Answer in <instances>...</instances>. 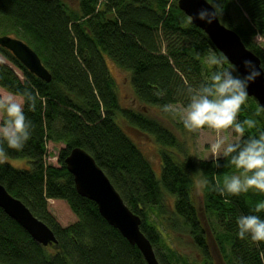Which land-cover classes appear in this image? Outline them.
Masks as SVG:
<instances>
[{
  "label": "trees",
  "instance_id": "1",
  "mask_svg": "<svg viewBox=\"0 0 264 264\" xmlns=\"http://www.w3.org/2000/svg\"><path fill=\"white\" fill-rule=\"evenodd\" d=\"M211 3V0H209ZM221 22L240 35L261 60L264 50V0H214ZM26 43L41 59L52 79L31 74L8 50L0 47V87L14 93L34 88L35 107L24 106L31 135L22 151L5 147L6 158L26 159L31 168L18 170L0 162V184L43 221L58 240L43 247L0 209V264H147L115 228L107 224L96 204L81 197L65 159L75 147L87 151L104 170L125 204L141 222L160 264H199L171 245L174 234H185L208 264L209 237L202 220L213 215L222 230L215 236L228 264H264V242L237 237L236 217L249 214L264 194L251 189L221 195L216 185L236 171L227 157L219 168L211 160H180L161 151V177L125 133L123 121L151 136L165 148L179 147L174 132L148 112L164 105L188 103L185 89L196 86L217 67L233 69L208 36L179 9L178 0H0V37ZM210 50L224 57L220 66L206 63ZM108 61L131 74L135 99L144 108H123ZM18 70L21 74L16 73ZM256 121L241 141L264 130V111L246 98L237 119ZM177 125L183 126L182 123ZM63 144L58 164L47 163V145ZM208 180L204 202L194 201L195 179ZM49 200L65 201L77 221L62 227L48 209ZM264 218V211L255 213ZM226 245L229 252L226 251Z\"/></svg>",
  "mask_w": 264,
  "mask_h": 264
},
{
  "label": "clouds",
  "instance_id": "2",
  "mask_svg": "<svg viewBox=\"0 0 264 264\" xmlns=\"http://www.w3.org/2000/svg\"><path fill=\"white\" fill-rule=\"evenodd\" d=\"M209 3V0H206ZM214 11L201 8L196 18L211 23L218 15L216 4L211 0ZM224 57L210 50L206 63L220 66ZM244 75L233 74V69L217 67L196 86L185 89L188 103L183 107L180 119L185 129L195 130L207 126L215 130V138L207 142L205 160L211 159L212 165L219 168L220 158L227 157L228 163L238 171L225 175L222 184L216 185V191L221 195H240L250 189L264 194V130H258L256 135H250L243 141L240 136L246 129L256 127V121L245 118L237 119L241 105L246 102L248 85L251 81L264 74V69L257 67L249 59L242 61ZM39 93L34 89H25L22 93L0 89V162H3L8 149L22 151L31 135V122L26 120L24 106L35 107ZM164 111H170V105L163 106ZM231 128L239 134L235 140L227 135H221V130ZM208 180L202 178L197 182V188L208 185ZM264 211V200L254 204L249 214L236 217L237 232L240 239H249L253 243L264 242V218L255 214Z\"/></svg>",
  "mask_w": 264,
  "mask_h": 264
},
{
  "label": "water",
  "instance_id": "3",
  "mask_svg": "<svg viewBox=\"0 0 264 264\" xmlns=\"http://www.w3.org/2000/svg\"><path fill=\"white\" fill-rule=\"evenodd\" d=\"M209 3L206 0H178V7L194 26L208 36L214 47L238 74H246L242 64L244 59H249L257 67L262 68L260 58L247 48L238 33L221 22L218 15L212 19L211 23H205L196 18V13L201 8L215 10ZM0 47L11 52L31 74L47 83L51 81L52 77L37 53L22 40L1 36ZM247 91V96L253 98L264 111V74L251 81ZM65 164L68 172L73 176L77 193L96 204L107 224L118 230L132 246H136L147 264H160L152 243L141 231V218L125 204L95 159L84 149L75 147L65 159ZM0 209L17 222L37 244L48 247L58 243L55 233L1 184Z\"/></svg>",
  "mask_w": 264,
  "mask_h": 264
},
{
  "label": "rangeland",
  "instance_id": "4",
  "mask_svg": "<svg viewBox=\"0 0 264 264\" xmlns=\"http://www.w3.org/2000/svg\"><path fill=\"white\" fill-rule=\"evenodd\" d=\"M72 7H77L78 0H65ZM255 41L264 50V39L258 36ZM0 62L6 63L4 58L0 56ZM108 67L112 79L114 80L117 93L120 100V104L123 108H133L136 110L144 109L139 102L135 99V94L131 85V74L127 71L122 70L113 62L108 61ZM16 73L21 76L20 72L16 70ZM0 89H2L0 87ZM4 90V89H3ZM248 97V96H247ZM249 99H252L248 97ZM171 109L167 115L162 114L158 108L149 107L147 110L150 115L158 117L160 121L171 129L176 135L179 147L176 148H165L164 146L158 144L151 136L138 133L137 131L129 128L123 121H121V126L123 127L125 133L136 143L140 148L142 153L150 161L153 171L158 179L161 177L162 160L161 151L169 150L180 160H184L186 157H193L195 160H205L204 156L207 152V142L214 139L216 132L207 126H202L199 129L187 130L184 126L177 125L182 123L180 116L183 107L179 104L171 106ZM221 135H227L230 140H235V137L239 134L235 133L231 128L221 130ZM242 136H240L241 138ZM65 146L63 144H52L47 145L48 155L46 158L47 163L52 165L58 164V155L61 149ZM205 160V161H210ZM5 162L12 165L18 170H27L31 168L30 163L26 159L17 158H6ZM202 179L198 176L195 179V186L193 190V197L198 208L202 209L204 202V187L202 189L197 188V182ZM48 209L50 213L56 218L58 223L62 227H68L77 221V217L71 211L69 205L62 200H49ZM203 224L206 226L208 237H209V249H210V260L208 264H228L224 258V254L219 249L215 236L221 233V229L217 224V221L213 215L204 214ZM171 245L178 253L188 257L189 260L197 259L199 264H203V257H201L200 252L193 244V241L185 234L176 233L172 237ZM226 251L229 252L228 245L225 246Z\"/></svg>",
  "mask_w": 264,
  "mask_h": 264
}]
</instances>
